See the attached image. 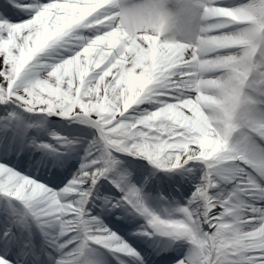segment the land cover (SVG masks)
<instances>
[{
  "label": "snow or ice",
  "instance_id": "1",
  "mask_svg": "<svg viewBox=\"0 0 264 264\" xmlns=\"http://www.w3.org/2000/svg\"><path fill=\"white\" fill-rule=\"evenodd\" d=\"M53 48L71 55L30 76ZM149 97L158 107L129 119ZM0 104L13 108L0 117L4 152L29 146L10 123L15 109L94 130L62 183L0 162L7 249L27 248L20 232L35 226L49 264H104L90 245L144 264L91 215L90 201L101 199L109 210L126 206L144 217L140 231L149 239L188 243L174 264H264V0H0ZM53 139L56 149L33 145L54 155L41 161L50 171L63 163L55 154L74 143ZM121 156L187 176L179 218L150 210L127 174L115 180L119 198L95 195L101 181L113 183ZM0 264L18 262L6 251Z\"/></svg>",
  "mask_w": 264,
  "mask_h": 264
},
{
  "label": "rangeland",
  "instance_id": "2",
  "mask_svg": "<svg viewBox=\"0 0 264 264\" xmlns=\"http://www.w3.org/2000/svg\"><path fill=\"white\" fill-rule=\"evenodd\" d=\"M60 51L63 52L64 56L69 55V53L64 49H61ZM157 107H158V104L149 103L146 107H144L143 112L146 113V112L153 111ZM12 110H13V108H9L5 105L0 104V117L6 115L8 111H12ZM143 112H141V109H136L133 112H130L129 115L132 116V118H134V117L142 114ZM17 115H19L20 117L18 118ZM129 119H131V118H129ZM48 121L50 123L53 122L54 125L51 124V125L46 126V124L49 123ZM3 123H4L3 121H0V125H2ZM10 123L13 125L15 130L18 132L20 137H21V131L22 132L24 131V133L26 134V136L30 140V143L32 142L33 144L43 143V144H47V145L51 146V148H53V149H56L57 147H59V145L57 144V141L53 139V137L66 138V139L74 142L68 149H71L74 151V153L76 155L77 165L68 171L66 178L62 182L66 181L67 179H70L71 175L73 173H75V171L79 167L80 158L83 156L84 150L88 146V142L91 140L92 135H93V134L87 133V130H91L90 128H88L87 126L82 125L80 123L73 122L68 118H59L55 115L49 116L46 114L27 113L21 109H15V116L10 121ZM41 128L44 129V139H42V138L36 139L35 134H33V133L38 132L37 134H39ZM71 132H72V134H74V133L77 134V136L73 137V135L70 134ZM77 137L79 138V140H77L78 139ZM32 148H35V147H32ZM38 151H40V150H38ZM9 153L10 152H4L3 150H0V155L2 157L3 156L6 157ZM120 160H121V163L119 166H121V164L126 166L124 160L121 157H120ZM140 160H142V162H146V160H144V159H140ZM146 163H148V162H146ZM118 169H120V168L118 167ZM25 173H27V172H25ZM32 175H34V174H32ZM62 182H60V183H62ZM57 183H59V182H57ZM132 186H135V185H132ZM106 188H112V190L114 192L118 191L117 187L114 186V182L109 183L107 180H104V181H101L97 185V188L95 190V194H97L96 196L106 194V193H104V189H106ZM139 190H140L141 195L145 201L146 206L153 207L156 212L159 211V206H161V205L155 201V199H154L155 195L152 193H148V191H145V186H140ZM99 192H100V194H99ZM110 195H111L112 199H115L113 197L119 198L118 197L119 195L115 196V194H113V193H110ZM93 203H94L93 200L90 201V204H93ZM2 204L0 203V205H2ZM99 222L102 223L100 220H99ZM141 223L142 222L140 221V224ZM90 247H92V249H94L96 252H98L101 255L102 259H105V257L103 256L105 251L100 246L90 245ZM177 256H180L179 253L177 254ZM175 259H177V258H171L170 260L167 259L164 261V263L165 264H171L172 261H174Z\"/></svg>",
  "mask_w": 264,
  "mask_h": 264
},
{
  "label": "bare ground",
  "instance_id": "3",
  "mask_svg": "<svg viewBox=\"0 0 264 264\" xmlns=\"http://www.w3.org/2000/svg\"><path fill=\"white\" fill-rule=\"evenodd\" d=\"M61 50V48H53V49H50L47 53H45V54H42V56L41 57H39V58H37V60L36 61H34V66H33V68L32 69H30V71H29V75L30 76H36V75H39V76H43L44 74H45V71H46V69H44V68H42V67H40L41 65H44V64H47V63H52V62H54V60L55 59H57V58H59V57H66V56H64V54H63V52H61L60 51ZM68 53H69V55H71V52L70 51H67ZM68 55V56H69ZM149 103H152V104H157L156 103V100H155V98L154 97H149V98H147V99H145V100H143L139 105H136V106H134V108L133 109H130L127 113H126V115L129 117V118H132V116H130L129 115V113L130 112H133L134 110H136V109H141V112H143L144 111V107H146ZM133 110V111H132ZM144 113V112H143ZM93 131L94 130H87V133L88 134H93ZM147 162V161H146ZM149 164V163H148ZM149 167H151V168H153L152 167V165H148ZM195 171V170H194ZM197 171V170H196ZM197 175H198V173H196ZM190 184H191V182H189ZM119 211L121 212V214L123 215V214H125V215H128L129 213H131L130 211H128L127 209H126V206H124V207H121V208H119ZM176 214V213H175ZM150 243H151V241H149ZM153 242L155 243V247L153 246V248H155V250H157V248H165V247H171L172 246V244L174 243V242H171V241H169L167 238H164V237H161V236H157V237H155L154 238V240H153ZM157 247V248H156ZM46 252H50L51 250L50 249H48L47 247H46ZM147 250V249H146ZM146 250H145V253H146ZM14 251V253L13 254H11V255H13V256H15V254L18 252V249L16 248V249H14L13 250ZM158 251V250H157ZM4 251H2V249H0V253H3ZM45 252V253H46ZM45 253H43L42 255H41V258H40V263L39 264H41V262H43V264H49V261H48V258H47V256L45 255ZM147 254V253H146ZM145 259L146 258H144V261H145Z\"/></svg>",
  "mask_w": 264,
  "mask_h": 264
}]
</instances>
